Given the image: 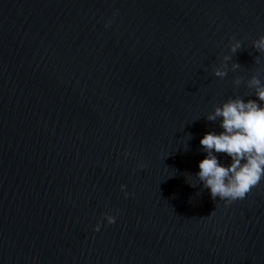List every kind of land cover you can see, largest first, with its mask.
Instances as JSON below:
<instances>
[{"label": "water", "instance_id": "1", "mask_svg": "<svg viewBox=\"0 0 264 264\" xmlns=\"http://www.w3.org/2000/svg\"><path fill=\"white\" fill-rule=\"evenodd\" d=\"M261 35L264 0H0V264H264V178L194 176Z\"/></svg>", "mask_w": 264, "mask_h": 264}, {"label": "clouds", "instance_id": "2", "mask_svg": "<svg viewBox=\"0 0 264 264\" xmlns=\"http://www.w3.org/2000/svg\"><path fill=\"white\" fill-rule=\"evenodd\" d=\"M230 44L232 53H237L242 47V41L233 37ZM253 47L259 54H264V35L253 41ZM232 56H224L220 67L214 71L216 77L224 78L228 75L227 61ZM255 63L261 65L260 56H256ZM239 63H233L231 69L240 68ZM242 78L234 83L239 86ZM247 87L252 89L255 99H244L239 96L230 98L222 106H216L213 112L207 115L208 121L219 120L221 132H208L201 139L200 144L207 153L199 163L200 171L194 176L199 185L209 189L211 198L223 200L231 204L242 200L264 178V80L260 70L247 80ZM191 137V134H188ZM217 154H226L231 157L230 165H223ZM192 187H197L191 184ZM122 189L126 186L122 185ZM128 195V193H125ZM109 224L116 222V217H106ZM100 230L97 224L96 231Z\"/></svg>", "mask_w": 264, "mask_h": 264}]
</instances>
